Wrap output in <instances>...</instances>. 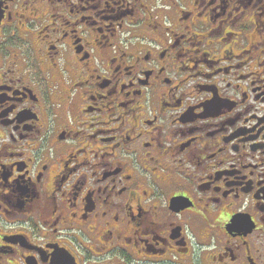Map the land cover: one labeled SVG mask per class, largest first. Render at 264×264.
<instances>
[{
  "label": "flooded vegetation",
  "instance_id": "obj_1",
  "mask_svg": "<svg viewBox=\"0 0 264 264\" xmlns=\"http://www.w3.org/2000/svg\"><path fill=\"white\" fill-rule=\"evenodd\" d=\"M0 264H264V0H0Z\"/></svg>",
  "mask_w": 264,
  "mask_h": 264
}]
</instances>
